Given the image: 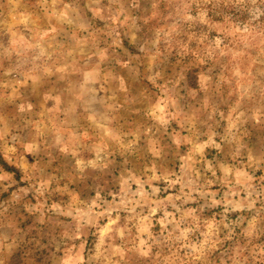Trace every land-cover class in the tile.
<instances>
[{
  "label": "rangeland",
  "instance_id": "obj_1",
  "mask_svg": "<svg viewBox=\"0 0 264 264\" xmlns=\"http://www.w3.org/2000/svg\"><path fill=\"white\" fill-rule=\"evenodd\" d=\"M231 1L0 0V264H264V13Z\"/></svg>",
  "mask_w": 264,
  "mask_h": 264
},
{
  "label": "trees",
  "instance_id": "obj_2",
  "mask_svg": "<svg viewBox=\"0 0 264 264\" xmlns=\"http://www.w3.org/2000/svg\"><path fill=\"white\" fill-rule=\"evenodd\" d=\"M259 4L262 8V12L264 13V0H260ZM250 4L247 1L242 2H234L231 0H225V7L223 9L225 10V20H231L233 22H241L240 24H243L245 19L248 17L247 13L249 12ZM249 9V10H248ZM218 10V7L212 10L213 17L215 15H218L217 17L221 16L219 14L220 12L216 11ZM261 20H263V17H261Z\"/></svg>",
  "mask_w": 264,
  "mask_h": 264
}]
</instances>
